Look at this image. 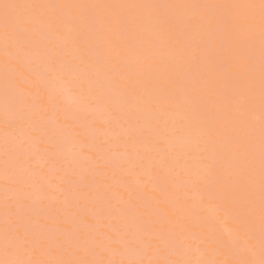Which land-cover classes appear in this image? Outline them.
<instances>
[{"label": "rangeland", "instance_id": "1", "mask_svg": "<svg viewBox=\"0 0 264 264\" xmlns=\"http://www.w3.org/2000/svg\"><path fill=\"white\" fill-rule=\"evenodd\" d=\"M0 264H264V0H0Z\"/></svg>", "mask_w": 264, "mask_h": 264}, {"label": "bare ground", "instance_id": "2", "mask_svg": "<svg viewBox=\"0 0 264 264\" xmlns=\"http://www.w3.org/2000/svg\"><path fill=\"white\" fill-rule=\"evenodd\" d=\"M5 56V55H4ZM6 57V56H5ZM5 59V58H4ZM7 60V59H6ZM9 60V59H8ZM4 62V61H3ZM12 64V63H11ZM19 67V66H18ZM17 71H18V69H17ZM85 80V79H84ZM29 81V80H28ZM86 86V85H85Z\"/></svg>", "mask_w": 264, "mask_h": 264}]
</instances>
